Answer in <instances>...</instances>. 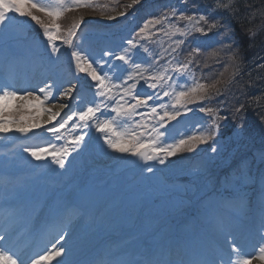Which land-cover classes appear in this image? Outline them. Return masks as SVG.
I'll list each match as a JSON object with an SVG mask.
<instances>
[{
    "label": "rangeland",
    "instance_id": "1",
    "mask_svg": "<svg viewBox=\"0 0 264 264\" xmlns=\"http://www.w3.org/2000/svg\"><path fill=\"white\" fill-rule=\"evenodd\" d=\"M44 2L52 6L57 4V0H44ZM90 3L91 6L65 12L57 21L61 25V35L64 37H67L68 31L75 22L80 21L81 18L84 21L77 30L72 47L57 42V46L60 48L58 54H53L47 46L42 29L27 18L14 16L6 25L0 26V88L7 87L21 93L33 91L42 96L43 94H40L38 89L44 87L45 84H52L54 98L45 102L43 107H46V105L55 104L58 101L64 87L76 85L72 98L67 102L68 107L61 114L63 118H66V114L83 110L94 99L88 82L75 73L74 61L71 57L72 51H80L93 60L108 61L109 64L116 67L117 71L113 75L114 79L119 81L124 78L127 70H131V65H124L114 59L115 55L128 48L125 41L134 36L135 31L144 20L153 16L170 15L172 11L170 9L160 11L156 8L157 5L152 4L151 0H142L133 8L126 7L130 0H90ZM121 12H127V15L119 17L118 14ZM37 15H41L47 22V18L43 17V14L37 13ZM110 16L117 17V19L109 20ZM103 19H106L105 22ZM170 19L171 22L176 23L174 22L176 20L172 21L171 17ZM107 20L109 22H106ZM184 23L181 21V26ZM115 27L124 28V35H126L123 39L124 43L117 41L120 36L116 39L115 34L108 31H114ZM101 30L105 33L103 36L101 35L104 40L94 41L90 38L94 36L93 32ZM202 37H204L203 33L195 31H190L183 38L173 37L172 39H184L185 43L180 45L176 52H171V47H175V45H172L171 40L163 33H157L147 41L141 40L140 43L143 47L132 49L131 57L135 63H140L148 69L145 72L146 76L152 72L168 69L167 75L174 78L170 83L179 91L181 89L177 84L187 83L190 86L189 83H192L193 78L200 82L208 79L209 74L200 68L199 63L195 60L197 54L202 56L205 52L193 51L197 48L201 49ZM99 42L105 43V47L97 46ZM106 51L113 53V56H104L103 53ZM189 60L192 63L188 70L183 76L177 78L173 69L178 64L187 63ZM223 64L226 67L228 62ZM219 66L212 74L222 77L223 74ZM104 70H109L108 65H105ZM143 83V81L140 82L141 85ZM163 90L170 89L165 87ZM163 90L160 88L155 90L161 95V99L155 103L170 105L173 102L172 97H164ZM137 91L143 94L146 90L138 85ZM212 96L213 94L208 100H213ZM18 103L20 102L13 101L12 106L14 107ZM33 103L37 104L38 102L33 101ZM150 103L153 102L150 101ZM203 106L214 109L217 113V122L220 121L219 116L223 113L224 108L222 104H208L206 100ZM188 107L191 108V111L180 109L181 115L177 120L169 122L166 128H160L155 119L149 120V124H155L160 131L166 132L163 139L167 143H173L181 138L196 134L198 131H206V128L197 127L203 117L205 121L209 117L208 120L212 122L210 114L200 112L199 105H189ZM138 111L147 110L139 109ZM197 112L201 113V117L194 116ZM44 113L40 107H29L22 113H13V115L22 114L31 117L26 121L28 124H42ZM104 116H114V114L105 112L100 118L103 119ZM189 118L198 121L194 123ZM134 120L142 123L139 116L134 117ZM225 121L230 123L231 118L227 117ZM57 122H60V118ZM76 122L75 120L69 121L66 128L61 130V140H55L52 133L47 131V128L52 126L51 124L35 127L21 138H14L9 132L7 134L0 133L1 201L23 199L26 206L32 208L31 213L41 217L42 221L45 218L56 217L60 213L59 210L68 207L69 202L80 199L83 203L89 199L93 200L94 197L96 200H105L102 209L105 212L115 213L118 204L123 200H128L126 208L132 211L138 207L142 194L153 189L156 194H159V199L154 205L143 209L145 221L142 220L140 224H142L144 238L139 239L137 246H132V248L126 249L127 251L141 249L143 246L158 248L163 242H173L170 241L172 238L169 235L168 225L176 227V230L179 229L183 234L192 238L180 235L183 239L182 241L176 239V247L179 245L197 247L199 252H194L197 255L195 258H203L205 256L204 244L208 243L209 245L214 239L218 245H213V251L207 252L211 259L218 264H224L220 261L223 253H229L232 255V259H236V256L231 252L232 243L242 250L243 255L249 256L257 254L255 251H248L251 242L256 243L257 251L259 246L264 245V207H262V202H264V143L258 145L255 151L249 149L240 152L238 146L227 143L226 140L224 143L210 141L209 144L198 145L191 153H177L176 156L168 158L164 164H160L157 161L145 162L138 157L115 152L107 147L103 140V134L96 131L94 124L90 128L76 129L73 128V124ZM120 123L121 131L128 125L135 126L132 121H129L128 125H125L123 121ZM173 127L176 130L171 134L170 131ZM229 133L231 134V131ZM234 133L235 131L231 135ZM77 135H84L85 139L81 142L79 149L66 158L63 168L54 163L51 157L36 160L29 152L25 151L26 148L43 147L49 143L59 147ZM153 135L155 134L153 133ZM217 137L218 134L214 139ZM215 144L220 147H216ZM212 146L217 148L215 153L211 151ZM251 151H253L252 155ZM148 167H152L154 171L148 173L146 171ZM233 171L237 172V177L231 178L230 182H227L231 177L230 174L234 173ZM233 196H237V198L234 199V204H229V200ZM217 204H221L223 207L225 206L223 209H227L224 216L218 214L224 218L223 222L226 221V225H231L232 228L230 230L227 227L223 230L221 227L222 230L217 233V236L210 238L209 234L202 230L201 225L208 224V227L216 228L213 208ZM208 209L209 212H207ZM231 210L233 215L228 212ZM257 210L258 212H256ZM121 213L132 216L130 213H124L122 209ZM253 217L256 219L254 224ZM127 218L131 220L130 217ZM242 218L245 219L242 220ZM90 219L87 220L90 221ZM148 222L149 224H147ZM248 230L253 231L255 239L251 237ZM217 248L220 249V252L217 251ZM210 249L212 250V246ZM125 257L126 255L120 257L117 264H122ZM252 264H264V262L253 260Z\"/></svg>",
    "mask_w": 264,
    "mask_h": 264
},
{
    "label": "snow or ice",
    "instance_id": "2",
    "mask_svg": "<svg viewBox=\"0 0 264 264\" xmlns=\"http://www.w3.org/2000/svg\"><path fill=\"white\" fill-rule=\"evenodd\" d=\"M141 2L142 0H130L126 7L133 8ZM234 2L235 0H227V2L217 0L216 6L224 10H231ZM87 6H91L90 0H57L55 6L45 3L44 0H0V26L6 25L14 16L27 18L42 29V35L47 46L53 54H58L60 48L57 46V42L59 41L72 47L73 40L77 36V30L84 21L81 18L80 21L75 22L68 31L67 37L61 35V25L57 21L65 12ZM37 13L43 14V17L47 18V22ZM126 15L127 12L119 13V16ZM170 17H175L177 22H171ZM109 19L114 20L117 17L110 16ZM179 21L185 22L183 26L178 23ZM202 25L207 26V32L223 28L224 32L222 34L230 39L229 26L218 20L210 19L207 14H187L183 11L172 9L170 15L153 16L144 20L142 25L135 31L134 36L125 41L128 48L123 49L120 54L114 56L115 60L122 62L124 65H131V70H127L124 78L119 81L114 79L113 75L117 71L116 67L109 64L108 61L103 59L93 60L80 51H72L71 57L74 61L75 73L88 82L94 99L83 110L66 114V118L61 116V111H53L51 108L43 107L46 101L54 98L52 84H45L44 87L38 89V92L43 94L42 96L33 91L21 93L7 87L0 88V133H8L14 130L21 134H27L33 128L43 126L39 123H26L31 117L22 114L19 116L13 115V113H22L23 110L29 107H40L49 114L47 121L44 123L52 125L47 128V131L52 133L55 140L62 139L61 130L66 128L69 121H77L73 124V128L76 129L90 128L94 124L96 131L103 134L104 143L109 149L117 153L138 157L145 162L157 161L160 164H164L168 158L176 156L177 153H191L195 151L198 145L209 144L210 141L214 143V137L219 128L217 113L210 107H204L203 104L211 98L209 95L211 89H215L219 93L217 84L220 81L208 84L193 78L190 86L187 83L184 85L177 84L181 89L177 91L173 84L170 83L174 78L167 75L168 69L152 72L146 76L145 72L148 69L144 68L140 63H135L131 57L132 49L143 47L140 43L141 40L147 41L157 33H163V35L167 36L171 40V44L175 45V47H171V52H176L185 41L184 39L172 38L186 37L190 31L207 35L205 27ZM249 35L252 37L255 33H250ZM224 47L232 51L231 59L234 66L238 68L239 62L242 60L239 48L234 46L233 43L224 45ZM234 48L235 50H233ZM193 51L199 52L200 49L197 48ZM103 55L113 56V53L106 51ZM191 63L192 61L189 60L187 63L178 64L173 69L177 74V78L183 76ZM105 65H108V71L104 70ZM234 76L235 72L233 73V78ZM129 81H132V83H129ZM141 81L144 82L143 85L140 84ZM138 85L146 90L143 94L137 91ZM76 87V85H72L61 91L60 95L71 99ZM165 87L170 90H163ZM157 88L163 90L164 97H172L173 102L170 105L155 103V101L161 99L160 93L155 91ZM147 90L153 91L149 92ZM13 101H19L20 103L13 107ZM33 101L38 103L34 104ZM150 101L153 103H150ZM189 105H199L200 112L210 114L212 118L210 130L198 131L196 134L181 138L173 143H167L163 139L166 136V132L160 131L155 124H149V120L155 119L160 128H166L169 122L177 120L181 115L180 109L191 111V108L188 107ZM67 107V104L60 105L61 109ZM139 109H146L147 111L140 112L138 111ZM239 111L240 109H237V112ZM105 112H110L114 116H104L101 119L100 116ZM136 116L141 118L142 123L134 120ZM58 118H60V122H57ZM224 119H227V117H224ZM121 121L125 125L132 121L135 126L128 125L121 131ZM146 136L147 138H145ZM84 139V135H77L59 147L56 144L49 143L43 147L26 148L25 151L29 152L36 160L51 157L54 163L63 168L66 158L79 149ZM211 151L215 153L217 148L212 146ZM146 171L152 173L154 170L152 167H148ZM262 207H264V202H262ZM4 239V236H0V241ZM64 240L65 236L61 235L59 241ZM230 247L236 259L230 258L229 264H252L253 260L264 262V245L259 246L257 254L251 256L243 255L242 250L235 243H232ZM64 253L65 249L62 244L53 243L51 250L38 255L30 261V264H48V262L56 260L57 257H62ZM0 264H25V262L13 251L0 248ZM56 264H60L59 260L56 261Z\"/></svg>",
    "mask_w": 264,
    "mask_h": 264
},
{
    "label": "trees",
    "instance_id": "3",
    "mask_svg": "<svg viewBox=\"0 0 264 264\" xmlns=\"http://www.w3.org/2000/svg\"><path fill=\"white\" fill-rule=\"evenodd\" d=\"M151 2L157 5L156 8L160 11L177 9L187 14H207L210 19L229 26L230 39L222 34L223 28L207 32V26L202 25L207 35L204 34L202 37L199 52L205 54L202 56L197 54L195 60L209 76L201 82L213 84L220 81L217 84L219 93L211 89L209 95L213 94L214 98L207 100V103L223 105V113L220 117L231 118L230 125L236 131L231 142L238 146L240 152L262 145L264 143V0H235L231 10L217 8V0H151ZM171 18L172 21L176 20L175 17ZM178 23L180 24L181 21ZM117 33L121 32L117 31ZM250 33L255 35L250 37ZM229 43L238 47L242 55L238 68L231 59L232 51L224 47ZM226 62L228 65L225 67L223 63ZM218 65L222 77L212 74ZM237 109L240 111L237 112Z\"/></svg>",
    "mask_w": 264,
    "mask_h": 264
},
{
    "label": "bare ground",
    "instance_id": "4",
    "mask_svg": "<svg viewBox=\"0 0 264 264\" xmlns=\"http://www.w3.org/2000/svg\"><path fill=\"white\" fill-rule=\"evenodd\" d=\"M105 20L106 19H103L104 22ZM109 20L106 22H109ZM68 87L71 86H66L64 89ZM69 100V98L60 95L58 101L55 104L50 103L46 105V108H51L53 111H61L62 114L65 108L61 109L60 105L67 104ZM48 115V113H44L41 125L45 124L44 122L47 121ZM9 134H11L14 138H21L26 135L14 130L9 131ZM157 196H159V194L155 195V193H153V189L152 191L147 190L142 194L141 200L139 201V205L137 204L138 207L136 209H133L132 211L128 210L126 208L128 200H123L124 202L122 201L118 204L115 213L112 211L104 212L101 210L105 204V200H92L85 202L84 209H90L91 207L92 210L102 211L101 215L99 216V221H85V223L82 222L83 224L76 223L71 225L68 228L70 231L67 233L66 242H68V244L64 247L65 253L62 255V257H57L56 260L48 262V264H56L57 260H59V262H63V264H78V262H80L78 258H82L86 255L89 256V264H93L95 260L98 262V264H102L101 259L103 256H106L109 253V251H107V247L111 250V253L115 258H118L119 256L122 258L123 249L126 246L124 243L125 240L131 239L130 242H126L128 246H137V236L142 230V224L140 223L142 220L145 221L143 209L147 207L148 204L150 205L151 202H154L156 199H158ZM121 209L124 211V213H130L132 216H126L125 214L121 213ZM127 217H130L131 220ZM9 219L13 224V228L17 229L19 224H15V217L10 215ZM81 224L83 228L80 227L79 231L77 229L72 230L74 226L77 227ZM3 229L5 231L9 229V222L5 224ZM95 232L98 233L96 234ZM15 241L16 237L5 236V239L1 242L10 243L12 245ZM136 253V256H140V251H136ZM125 263L130 264V260L126 259Z\"/></svg>",
    "mask_w": 264,
    "mask_h": 264
}]
</instances>
